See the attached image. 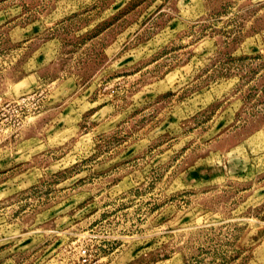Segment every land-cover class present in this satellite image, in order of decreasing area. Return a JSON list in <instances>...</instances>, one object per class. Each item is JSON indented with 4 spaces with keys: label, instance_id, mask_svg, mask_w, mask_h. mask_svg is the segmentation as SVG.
<instances>
[{
    "label": "rangeland",
    "instance_id": "374dc122",
    "mask_svg": "<svg viewBox=\"0 0 264 264\" xmlns=\"http://www.w3.org/2000/svg\"><path fill=\"white\" fill-rule=\"evenodd\" d=\"M0 264H264V0H0Z\"/></svg>",
    "mask_w": 264,
    "mask_h": 264
}]
</instances>
